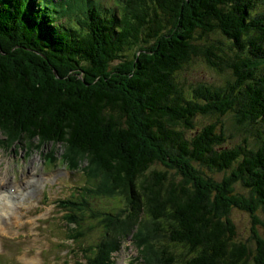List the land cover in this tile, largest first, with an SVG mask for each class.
<instances>
[{
    "label": "trees",
    "instance_id": "1",
    "mask_svg": "<svg viewBox=\"0 0 264 264\" xmlns=\"http://www.w3.org/2000/svg\"><path fill=\"white\" fill-rule=\"evenodd\" d=\"M0 127L88 161L57 201L78 264L146 222L166 262L264 264V0H1Z\"/></svg>",
    "mask_w": 264,
    "mask_h": 264
},
{
    "label": "rangeland",
    "instance_id": "2",
    "mask_svg": "<svg viewBox=\"0 0 264 264\" xmlns=\"http://www.w3.org/2000/svg\"><path fill=\"white\" fill-rule=\"evenodd\" d=\"M16 51L12 50L17 56L24 57ZM196 69L204 80L213 83H222L226 78V75L213 72L206 65ZM228 125L232 126L230 119ZM234 133L236 138L232 139L237 141L240 134ZM70 162L77 163L82 169L88 167V161L67 146L52 143L43 145L39 140L28 141L0 127V203L6 202L13 206L17 215L23 217V222L33 220L24 228H15L17 231L11 235L0 236V264H21L17 259L19 256H22L21 261L27 256L41 260V264H78V259L68 257L71 242L66 240L68 228L63 220L65 212L56 204L66 199L65 190L59 181L62 179L66 182L71 176L68 171ZM157 162L156 168L168 174L169 170L164 167L165 161ZM174 174L177 178L180 175L176 169ZM183 181L185 187L193 192V183L195 185L196 182ZM195 181H198V189L195 190L198 196L208 198L209 191L203 190L202 185L205 178L200 176ZM244 215L239 211L233 214L234 220L243 225L242 235L246 238L249 236L246 227L250 219ZM143 228V231H140L141 228L136 229L125 240L122 251L114 256V264H165L162 253L164 246L161 244L166 243L167 235L157 233L156 226L151 222H146ZM145 236L150 243L141 242ZM149 247H158V250L152 252ZM166 264L182 263L173 257Z\"/></svg>",
    "mask_w": 264,
    "mask_h": 264
},
{
    "label": "bare ground",
    "instance_id": "3",
    "mask_svg": "<svg viewBox=\"0 0 264 264\" xmlns=\"http://www.w3.org/2000/svg\"><path fill=\"white\" fill-rule=\"evenodd\" d=\"M9 196L10 195L6 197ZM5 203H0V236H3V234L11 235L14 231H17L15 228H24L33 221L30 219L23 222V217L17 215L15 212L16 209L13 206H9L7 203ZM10 218L13 220H9ZM7 221L8 224H6ZM17 255L19 254L17 253ZM20 258H22V256H19L17 259L21 262V264H41V260H35L36 258L31 259L26 256L22 259V261Z\"/></svg>",
    "mask_w": 264,
    "mask_h": 264
},
{
    "label": "water",
    "instance_id": "4",
    "mask_svg": "<svg viewBox=\"0 0 264 264\" xmlns=\"http://www.w3.org/2000/svg\"><path fill=\"white\" fill-rule=\"evenodd\" d=\"M2 55H4V54H2ZM2 55H1V56H2ZM237 211H239V210H237ZM243 213H244V212H243ZM245 214H247V213H245Z\"/></svg>",
    "mask_w": 264,
    "mask_h": 264
},
{
    "label": "clouds",
    "instance_id": "5",
    "mask_svg": "<svg viewBox=\"0 0 264 264\" xmlns=\"http://www.w3.org/2000/svg\"><path fill=\"white\" fill-rule=\"evenodd\" d=\"M0 3H1V1H0Z\"/></svg>",
    "mask_w": 264,
    "mask_h": 264
}]
</instances>
